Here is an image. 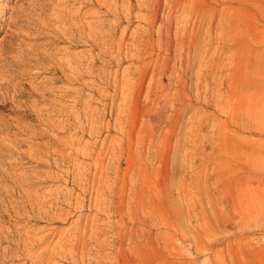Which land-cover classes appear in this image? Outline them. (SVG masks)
<instances>
[{"label": "rangeland", "instance_id": "rangeland-1", "mask_svg": "<svg viewBox=\"0 0 264 264\" xmlns=\"http://www.w3.org/2000/svg\"><path fill=\"white\" fill-rule=\"evenodd\" d=\"M62 3L0 0V253L17 240L20 224L33 229L38 253L47 246L54 251L49 263L36 264H264V0L228 2L238 5V12L224 9L221 0L211 3L209 90L199 60L204 25L190 23L201 38L198 60L187 74L194 105L178 115L164 112L161 122L152 112L153 140L134 143L131 161L112 157L123 134L113 129L107 136L100 123L110 117L103 119L98 97L88 87L84 98L96 104L85 108L82 130L48 124L54 120L47 118L50 102L55 112L73 116L74 110L60 109L52 95H43L58 87H76L51 80L48 54L58 49L81 58L85 67H98L91 61L97 49L90 42L64 39L54 31L50 21ZM91 9L104 12L97 5ZM133 14L146 12L135 9ZM237 14L238 32L233 29ZM126 66L133 68L130 58L120 66L115 63L112 71ZM94 79L85 73L86 83ZM64 100L66 107L73 105L72 99ZM61 113L57 118H63ZM32 128L38 132L35 136ZM46 143L54 154L69 157L64 168L55 155L27 157L30 144ZM88 146L98 152V161L97 152L88 159L82 155ZM98 162L120 167L119 172L102 173L108 175V184L117 180L114 205L108 188L102 195L96 190ZM13 173L36 178L23 187L31 195L20 197L21 192L11 190ZM123 174L129 187L141 189L129 208L119 204ZM17 213L26 215L17 218Z\"/></svg>", "mask_w": 264, "mask_h": 264}, {"label": "bare ground", "instance_id": "bare-ground-1", "mask_svg": "<svg viewBox=\"0 0 264 264\" xmlns=\"http://www.w3.org/2000/svg\"><path fill=\"white\" fill-rule=\"evenodd\" d=\"M213 1L82 0L79 2V0H63L62 8L57 7L56 16L50 21L55 28L54 31H58V37L64 39L90 42L92 47L97 49L96 54L91 56V61L95 64L98 63V67L96 69L85 67L81 58L61 53L57 51L58 49H55L57 54H48L49 65H51L49 68L51 80L53 82L65 81L68 85H76V87L54 88L50 92L51 94L45 93L43 95L44 97L52 95V101L60 109H65L68 112L74 110L73 116L71 114L64 115L59 111L55 112L51 105L53 103L50 102L48 110L50 115L47 118L50 116L54 120H48V124L52 127H70L71 129L82 130L84 128L82 119L85 108H90L96 104V102L84 98V89L88 87L92 94L98 97L99 113L103 119L107 116L110 117L108 121L100 123L107 132V136L114 131L113 129H119L120 133L123 134L122 140L111 150L112 157L124 156L127 161H131L134 156H132L134 143L142 145L153 140L156 122L149 118L152 112L158 113L157 122H161L164 112L172 110V115H178L184 109L194 105L193 90L191 86H188L187 74L194 61L198 60L195 53L201 38L198 30L190 29V23L193 21H198L199 25H204L203 54L199 60L204 68L203 85L206 90H209L210 80L213 76L211 28L213 18L211 10L214 9L211 3ZM230 1L221 0L224 9L232 8L234 12L241 10L238 5L230 6L228 4ZM76 4L78 6H75ZM96 5L103 8L104 12L91 9V6ZM135 9L145 11L146 15L133 14ZM165 10L167 13L164 15ZM97 15L98 20H95ZM235 15L234 17H236ZM107 16H110L112 20H107ZM239 21L240 18L237 14V17L233 18V29L236 32L240 29ZM15 24L16 22H10V25L15 26ZM121 26L122 28H120ZM132 28L134 31L130 33ZM139 30L141 32H138ZM127 38L129 41L126 40ZM129 58L133 62V68L126 66L121 71L118 69L112 71L115 63L120 66ZM85 73L94 75L95 79L86 83L84 80ZM246 84L252 86V82ZM172 90L174 92L169 94L168 91ZM66 98L72 99L73 105L66 107L64 100ZM94 107L96 108V106ZM60 113L62 119L57 118ZM113 115H116L114 126L111 122ZM122 118L124 122H121ZM170 122H172L171 119L168 120V123ZM123 123L125 124L123 125ZM31 133V136H35L38 132L32 128ZM43 136L44 134L41 137ZM71 142L74 143L75 141L72 140ZM72 149L73 152H76L75 145ZM87 149L88 152H82L86 159L97 152L96 150L93 152L89 146ZM54 151L48 143L43 145L30 144L26 153L28 154L27 157L35 159L55 155V159L59 160L58 165L64 168L69 157L67 158L66 154L63 153L56 155ZM96 155L98 161V152ZM20 159H24V156H21ZM19 165L22 167L21 164ZM128 169L130 167L127 163L126 173ZM119 170L118 164L112 163L105 166L103 162L101 164L98 162L97 178L99 180L95 184L96 190L101 191L98 194L101 193L100 195H102L108 188L112 205L115 204L117 195V180L108 184L110 180L108 175H102V173L105 171L119 172ZM13 176L14 182L11 190L21 192L20 197L25 194L31 195L30 192H25L27 190H23V187L33 185L36 178L30 174L15 175L13 173ZM85 179L84 182L87 181V178ZM126 179V174H123L122 199H119V204L122 206L124 204L129 208L132 197L139 194L141 189L138 192L131 186L129 187ZM43 195L46 196L47 203L48 190ZM31 208L30 206L24 208L25 213L27 214ZM26 214L17 213L16 217ZM16 225L19 226L16 231L17 240H13L11 246L1 250L0 264H36L39 261L49 263L54 251L47 246L41 253H38L33 229L27 227L24 230V226ZM21 260L23 261L20 262Z\"/></svg>", "mask_w": 264, "mask_h": 264}]
</instances>
